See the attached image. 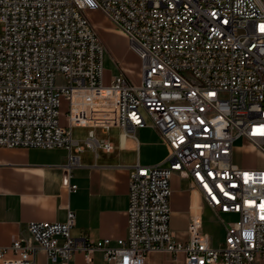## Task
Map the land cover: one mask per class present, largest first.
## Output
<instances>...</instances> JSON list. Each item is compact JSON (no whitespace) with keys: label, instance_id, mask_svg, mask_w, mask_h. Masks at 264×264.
Segmentation results:
<instances>
[{"label":"built area","instance_id":"2783aa9c","mask_svg":"<svg viewBox=\"0 0 264 264\" xmlns=\"http://www.w3.org/2000/svg\"><path fill=\"white\" fill-rule=\"evenodd\" d=\"M91 12L128 38L138 82L124 73L107 80ZM0 25V147L66 149L70 171L86 147L113 151L95 128H119L123 145L151 121L168 148L163 164L130 170L128 234L116 247L73 237L69 211L64 223H29L36 245H0L1 264H37L40 250L52 264H70L76 253L92 263L96 252L107 264H146L152 253L182 254L186 264L264 259V168L234 160L237 140L243 153L264 156V0H0ZM75 127L90 128L84 144L73 140ZM174 174L193 183L185 243L170 223ZM201 202L237 216L224 223L218 248Z\"/></svg>","mask_w":264,"mask_h":264},{"label":"crops","instance_id":"0c3cea01","mask_svg":"<svg viewBox=\"0 0 264 264\" xmlns=\"http://www.w3.org/2000/svg\"><path fill=\"white\" fill-rule=\"evenodd\" d=\"M93 14L97 13H91L89 18L99 27L91 19ZM101 40L104 42L103 37ZM128 54L137 60L130 51ZM115 61L118 73L111 75L105 71V75L111 78L124 73L129 79L127 55L123 54ZM66 110L67 103L63 102L62 124H66ZM89 132L90 128L75 127L72 130L73 140L84 144ZM94 132L98 139L111 142L113 151L86 147L79 153V166L70 171L66 169V149L0 147V245L9 246L17 238L36 245L28 232L29 223H64L69 211L76 214V223L71 229V235L75 238L87 235L91 239H110L111 246L116 247L118 239L127 237L130 170L137 163L144 166L163 164L168 148L151 121H148V126L137 129L136 140L127 139L123 145L119 128H112L108 132L95 128ZM235 154L236 149L234 160L238 165L260 168L257 164L260 153L247 149L243 153L247 156L244 161L237 160ZM74 185L77 188L71 190L69 186ZM171 188V229L175 240L185 243L189 240L188 226L195 203L193 183L186 175L174 174ZM201 203L203 216L206 203ZM206 233L212 237V245L216 247L213 236ZM37 264L52 263L48 261L46 253L40 250ZM70 264L107 263L103 254L96 252L92 256V263H88L83 254L76 253ZM146 264L186 263L182 254L175 259L168 254L152 253ZM256 264H264V259Z\"/></svg>","mask_w":264,"mask_h":264},{"label":"rangeland","instance_id":"374dc122","mask_svg":"<svg viewBox=\"0 0 264 264\" xmlns=\"http://www.w3.org/2000/svg\"><path fill=\"white\" fill-rule=\"evenodd\" d=\"M97 13V12H91ZM89 13V15L91 14ZM93 22L99 25L97 30L99 32L100 39L103 37L104 42L102 41L105 48V71L109 72L111 75L118 73V65L115 61V58H120L123 54H126L129 61V80L133 82H138L140 79V63L138 60L133 58L129 53V40L128 38L122 34L121 32L115 30L111 23L103 16L97 14H93L91 16ZM2 34V26L0 25V35ZM107 80L109 77L106 75ZM57 84H63V79L61 77L57 78ZM242 144V140H237L234 143L236 148V159L244 161L247 159L242 152V149L239 147ZM257 164L260 168H264V156L259 155L257 157ZM204 207L203 212V228L206 232L210 233L216 245V248L223 242L226 236V232L224 230V222L226 221H235L237 219L236 215H217L213 209H211L207 204Z\"/></svg>","mask_w":264,"mask_h":264}]
</instances>
